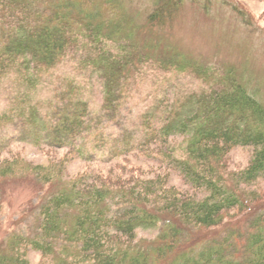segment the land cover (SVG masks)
I'll list each match as a JSON object with an SVG mask.
<instances>
[{
  "label": "trees",
  "instance_id": "obj_1",
  "mask_svg": "<svg viewBox=\"0 0 264 264\" xmlns=\"http://www.w3.org/2000/svg\"><path fill=\"white\" fill-rule=\"evenodd\" d=\"M181 3L152 0L138 18L142 8L133 0H0V82L13 75L26 95L70 53L79 69L98 76L107 121L122 107L128 87L145 81L143 69L190 71L208 85L163 111L155 107L160 123L152 114L143 123L162 145L184 139L185 159L177 165L202 198L176 192L162 177L124 186L87 176L62 181L53 166L4 159L0 186L28 176L53 191L39 203L36 233H11L0 242V264H30L27 253L33 251L43 264H264V204L250 210L245 229L231 227L222 237L209 233L223 226L226 213L243 211L241 187L264 178V105L233 66L203 68L171 48L155 55L174 23L169 9ZM76 88L68 82L61 94L65 105L59 106V94L43 115L37 104L17 100L15 117L34 145L66 148L87 130L86 104ZM235 147L250 148L251 159L242 171L225 172L223 160ZM138 230L158 233L137 240Z\"/></svg>",
  "mask_w": 264,
  "mask_h": 264
},
{
  "label": "rangeland",
  "instance_id": "obj_2",
  "mask_svg": "<svg viewBox=\"0 0 264 264\" xmlns=\"http://www.w3.org/2000/svg\"><path fill=\"white\" fill-rule=\"evenodd\" d=\"M151 1L133 0L134 7L142 8L138 18L144 17ZM169 14H173L172 29L155 55L171 48L203 68L216 70L233 66L249 81L248 90L255 87L256 99L264 105V0H182L176 8L169 9ZM73 31L64 30L67 34ZM72 54L42 74L34 93L26 95L25 88L13 75L0 82V116L6 115L5 123L0 122V143L3 144L0 161L13 158L32 166H53L62 181L87 176V180L89 177V180L124 186L137 179L162 177L166 186L176 192L202 198L203 192L187 185L177 165L185 159L184 139L172 137L162 145L143 123L151 114L158 122V110L167 109L179 96L203 92L208 85L190 71L143 69L139 76L144 73L145 81L136 80L128 87L129 94L122 107L113 120L107 121L101 110L103 97L98 76L79 69ZM74 56L79 55L74 53ZM68 82L77 86L75 94L86 104L87 130L73 146L66 148L34 145L29 131L15 117L19 111L17 100L27 99L29 104L39 106L37 110L42 115L46 114L54 107L55 97L59 94L62 97ZM62 98V102L58 101L61 107L66 96ZM8 117L13 120L9 121ZM251 156L250 148H233L223 160L224 171H242ZM241 188L246 198L243 211L226 213L223 226L209 233L222 237L231 227L245 229L250 210L264 204V178ZM52 191L53 188L28 176L3 183L0 186V242L11 233L28 237L36 233L39 203ZM157 233V230H138L136 239L152 240ZM27 259L30 264L45 263L34 251L27 253Z\"/></svg>",
  "mask_w": 264,
  "mask_h": 264
}]
</instances>
